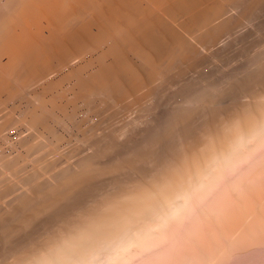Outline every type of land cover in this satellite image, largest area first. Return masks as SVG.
<instances>
[{
	"label": "bare ground",
	"instance_id": "bare-ground-1",
	"mask_svg": "<svg viewBox=\"0 0 264 264\" xmlns=\"http://www.w3.org/2000/svg\"><path fill=\"white\" fill-rule=\"evenodd\" d=\"M261 13L264 0H0V264L117 261L253 149L264 36L233 69L220 57ZM224 67L237 75L219 84Z\"/></svg>",
	"mask_w": 264,
	"mask_h": 264
},
{
	"label": "rangeland",
	"instance_id": "rangeland-1",
	"mask_svg": "<svg viewBox=\"0 0 264 264\" xmlns=\"http://www.w3.org/2000/svg\"><path fill=\"white\" fill-rule=\"evenodd\" d=\"M255 23L259 34L250 30L243 36L245 39H236L223 50L220 58L226 67L231 65L233 69V62L249 56L248 52L245 55L246 50L263 40L264 13L257 16ZM224 69L223 74L215 71L219 84L228 73L234 74L232 77L237 75L235 68L236 74L231 69ZM225 78L232 79L230 76ZM159 116L165 119L166 115ZM159 116L157 124L161 120L164 123ZM151 126H148L149 131L154 132L155 127L152 130ZM141 136L140 139L145 141V135ZM140 139L139 142H143ZM260 140L233 164L222 168L221 172L218 170L213 181L188 199V205L177 218L165 224L162 222L163 225L158 222L162 225L159 228L150 227L154 232L145 240V245H132L121 259L107 261L104 258L102 264H264V138Z\"/></svg>",
	"mask_w": 264,
	"mask_h": 264
}]
</instances>
